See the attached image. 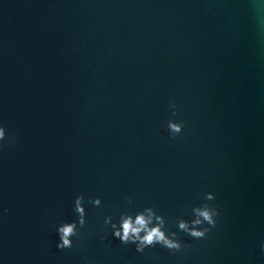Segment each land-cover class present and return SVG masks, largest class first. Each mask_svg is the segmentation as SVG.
I'll list each match as a JSON object with an SVG mask.
<instances>
[{
    "label": "water",
    "instance_id": "water-1",
    "mask_svg": "<svg viewBox=\"0 0 264 264\" xmlns=\"http://www.w3.org/2000/svg\"><path fill=\"white\" fill-rule=\"evenodd\" d=\"M0 129V264H264V0H0Z\"/></svg>",
    "mask_w": 264,
    "mask_h": 264
},
{
    "label": "clouds",
    "instance_id": "clouds-1",
    "mask_svg": "<svg viewBox=\"0 0 264 264\" xmlns=\"http://www.w3.org/2000/svg\"><path fill=\"white\" fill-rule=\"evenodd\" d=\"M175 114V113H174ZM169 131L172 134H178L182 131V125L175 123V122H169ZM4 138V131L3 129H0V140ZM215 197L212 194H208L206 196L207 200H213ZM83 198H79L76 201L77 204V212L81 216L80 224H84L83 215H84V209L81 207ZM95 203L97 205L100 204L99 200H96ZM195 215L197 219L192 221V228L189 227V225L183 221L179 223V228L182 231L188 232L192 237L194 238H202L205 235L204 231H197L195 228L203 223H207L211 226H215L216 220L215 216L218 215V212L211 209L209 206L205 205L202 208H196L194 210ZM154 216V212L151 209L147 210V215L141 214L138 215L135 220L133 221L132 218H126L123 220L120 231L115 232V236L120 238L124 243L128 242H137L139 241L138 250L143 251V249L147 246L154 245L156 243H160L169 249H179L180 245L179 243L175 242L172 239H169L168 236L162 231L163 226V219L160 217H156L157 221L159 222L158 226L156 227H149V225L152 223V218ZM75 225L69 224L61 227L59 229V232L61 234V240L62 244L60 245L61 248L68 247L70 248L72 246L71 237L75 234ZM141 233H144L143 236H141ZM175 235V234H173Z\"/></svg>",
    "mask_w": 264,
    "mask_h": 264
}]
</instances>
